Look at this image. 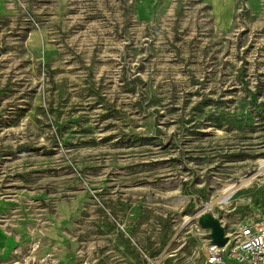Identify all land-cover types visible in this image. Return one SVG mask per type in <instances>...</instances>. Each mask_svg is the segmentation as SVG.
<instances>
[{"label":"rangeland","instance_id":"374dc122","mask_svg":"<svg viewBox=\"0 0 264 264\" xmlns=\"http://www.w3.org/2000/svg\"><path fill=\"white\" fill-rule=\"evenodd\" d=\"M1 1L0 262L204 264L200 206L264 218V0Z\"/></svg>","mask_w":264,"mask_h":264},{"label":"built area","instance_id":"2783aa9c","mask_svg":"<svg viewBox=\"0 0 264 264\" xmlns=\"http://www.w3.org/2000/svg\"><path fill=\"white\" fill-rule=\"evenodd\" d=\"M207 234L202 245L204 264H264V218L241 221L234 232H225L227 241L223 246L212 243ZM34 259L26 256L14 264H32Z\"/></svg>","mask_w":264,"mask_h":264},{"label":"water","instance_id":"95a60500","mask_svg":"<svg viewBox=\"0 0 264 264\" xmlns=\"http://www.w3.org/2000/svg\"><path fill=\"white\" fill-rule=\"evenodd\" d=\"M197 222L200 226L208 229L207 236L212 243L218 246H223L226 243L227 236L218 217L209 212H203L198 215Z\"/></svg>","mask_w":264,"mask_h":264},{"label":"crops","instance_id":"0c3cea01","mask_svg":"<svg viewBox=\"0 0 264 264\" xmlns=\"http://www.w3.org/2000/svg\"><path fill=\"white\" fill-rule=\"evenodd\" d=\"M153 1L154 0H145L147 6L149 7L148 11H146V8H144V7L139 11V9H137V7L135 6V15L138 19L144 20V19H147L148 17L151 16ZM221 5H223V9H221V12H222V10H225L229 14V12L232 10L233 1L232 0H222ZM2 13H4V6H3L2 1L0 0V14H2ZM16 252H17V254L15 253V255L12 256L13 258H10L9 260H6L4 262H0V264H14V261H16L18 259L21 260L22 258H25L27 256V253H22L21 250L16 251ZM21 253H22V255H21ZM35 256H37L36 253H35ZM3 258H4V256H3Z\"/></svg>","mask_w":264,"mask_h":264},{"label":"bare ground","instance_id":"6f19581e","mask_svg":"<svg viewBox=\"0 0 264 264\" xmlns=\"http://www.w3.org/2000/svg\"><path fill=\"white\" fill-rule=\"evenodd\" d=\"M199 208H201V209H199V212H201V213L205 212V209H203V207L200 206ZM207 208H210V207H206V209H207ZM206 212H207V211H206ZM159 261H160V260H159Z\"/></svg>","mask_w":264,"mask_h":264}]
</instances>
